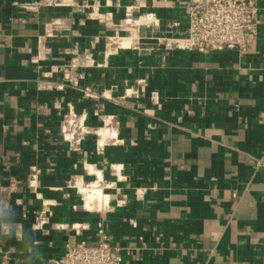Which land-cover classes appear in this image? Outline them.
I'll use <instances>...</instances> for the list:
<instances>
[{"label":"crops","instance_id":"obj_1","mask_svg":"<svg viewBox=\"0 0 264 264\" xmlns=\"http://www.w3.org/2000/svg\"><path fill=\"white\" fill-rule=\"evenodd\" d=\"M55 1L0 0V264L103 235L122 264H264V0L245 51L209 53L166 45L185 36L190 0ZM93 7L114 25L133 8L158 25L106 56L113 32ZM68 104L91 131L78 150L62 138ZM109 119L116 143L98 149ZM80 181L101 192L91 210Z\"/></svg>","mask_w":264,"mask_h":264},{"label":"built area","instance_id":"obj_2","mask_svg":"<svg viewBox=\"0 0 264 264\" xmlns=\"http://www.w3.org/2000/svg\"><path fill=\"white\" fill-rule=\"evenodd\" d=\"M55 6L74 7L75 0H56ZM134 10L139 9H127L123 20L114 25L111 13L100 14L98 9L92 8V16L110 26L113 32L112 35L106 37V56L124 48L123 41L125 39L137 41L136 37H138L141 28L147 26L146 23L153 26L158 25L155 14L147 13L135 16ZM259 12V0H190L187 8L188 25L185 36L166 40V45L168 47L175 45L178 48L197 53L227 50L245 51L247 46L255 41L259 35ZM77 68L78 64L73 63L72 69ZM65 77L67 80L70 79L68 73ZM137 86L136 89L126 90L124 98H139L145 90L144 81H139ZM58 89H62V86ZM84 95L89 99L105 98V95L100 96L88 90L85 91ZM150 99L154 105L159 104L158 93L152 92ZM113 121L114 119L103 120V128L108 133L103 136L100 131L97 132L96 147L98 149H103L110 144L106 142L107 137L111 142L113 141L112 144L116 143L110 134ZM61 130L63 140L75 150L81 149L84 136L91 133L86 127V117L79 115L71 104L67 105L63 115ZM87 172L89 176L95 178L97 187L103 192L112 187L110 184H105L102 178L99 179L98 171L95 168L89 169ZM91 183H87L86 186H90ZM74 185L77 186L76 183ZM77 190L79 191L78 186ZM46 221L47 218L41 215L37 225L40 227ZM75 229L77 230L76 227ZM42 264H122V258L120 250L113 247L103 235L96 245H89L83 241L74 245L68 244L61 257L49 259Z\"/></svg>","mask_w":264,"mask_h":264},{"label":"bare ground","instance_id":"obj_3","mask_svg":"<svg viewBox=\"0 0 264 264\" xmlns=\"http://www.w3.org/2000/svg\"><path fill=\"white\" fill-rule=\"evenodd\" d=\"M129 43H130V40L125 39L123 41V46H127ZM77 186L79 188V193H81V196L83 197V201L87 209L91 210L93 209V207L98 206V203H100L99 201L102 199L101 192L98 189H95V188L88 189V187L85 186L83 182L81 181L80 183L77 184Z\"/></svg>","mask_w":264,"mask_h":264}]
</instances>
